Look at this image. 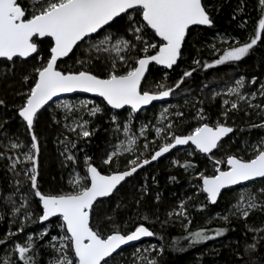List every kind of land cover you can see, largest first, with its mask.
<instances>
[{
	"label": "snow or ice",
	"instance_id": "6c2138e0",
	"mask_svg": "<svg viewBox=\"0 0 264 264\" xmlns=\"http://www.w3.org/2000/svg\"><path fill=\"white\" fill-rule=\"evenodd\" d=\"M258 6L261 13L258 25L247 42L237 40L235 46H230L211 63L201 65L200 60L193 63L207 69L240 61L248 55L264 38V0H258ZM212 10L213 6L207 0H0V58L4 62H11L13 68L17 60L32 58L33 54L40 61L31 74L22 77L27 90L17 93L22 103L16 106V114L30 135V146L20 155L10 156L8 152L19 150L24 145L9 138V143L4 145L5 151H0V158L10 161L8 168L15 185L27 182L33 197L38 198L40 214L32 210V203L26 194H21L19 205L11 196L5 198L6 203L12 205L11 223H17L18 216L23 217V222L17 224L16 232L9 229L0 238V246L12 245L5 251L0 264H41L38 259L41 250L48 253L47 264H113L116 256L123 251L122 246L156 233L146 226L148 215L141 216V222L128 230H122L117 222L115 209L111 215L105 212L101 218L100 210L104 206L102 198H111L119 192L122 182H126L138 169L170 153L177 146L191 144L211 160L212 174L196 172L199 183L193 185L197 189L195 195L205 194L206 200L215 204L222 190L240 186L236 202L227 210L228 214L220 219L230 222V217H242L247 221L254 212L264 213V138L245 144V148L250 149L247 156L225 153L221 158H214V150L219 152L225 149L224 138L234 132V128L227 123L230 112L244 111L248 115L249 110L259 109L257 116L260 122L252 123L249 127L264 129V106L253 103L257 92L243 91V76L235 81L234 86L227 87L226 92L213 93V98L222 94L229 97L222 101L226 106L220 113L222 120H211L203 107L196 106L203 101H197L191 105L195 108L192 119L196 125L190 126L186 134H177V129L185 123V111L170 112L171 105L161 108L158 126L151 125L155 132L153 140L149 141L146 135L151 122L140 126L139 135L130 126L133 113L154 101H165V98L173 96L181 90L186 78L196 71L195 67L185 70L171 85L167 83V73L154 84L146 77L152 64L165 66L166 69H172L177 64L190 28L213 25ZM149 30L151 39L146 38ZM44 39L50 41L46 59L40 55V45ZM83 45H87V58L75 61L80 67L61 70L58 61L69 57V54L75 55L74 50H79ZM251 83H256V77L252 78ZM75 92L96 94L111 109L129 106V122L123 125L117 123V130L123 127L126 141L121 140L103 159L102 163L111 170H102L92 162V157L85 155L84 175L75 172L73 167L74 175L69 180L71 190L45 193L38 185L41 148L34 125L38 113L49 101L60 94ZM258 94L264 97V83L260 84ZM90 103L93 104L91 108L88 107ZM4 104L5 101L0 99V105ZM188 104L186 100L185 105ZM60 106L66 110L77 107L70 102ZM79 108L87 110L91 116L102 111L91 101H81ZM110 119L118 122L117 115H112ZM4 123L0 122V129H3ZM88 124V120L82 123L74 121L72 126L66 127L77 137L88 138L93 135ZM5 136L7 138L6 132ZM140 137H144L142 144L139 143ZM157 140L159 144H156ZM61 144L64 145L61 155L66 162L75 166L77 157L73 150L77 142L65 137ZM151 145H156L154 151ZM227 147L230 148V145ZM125 153L131 154L132 158L127 160L123 170L112 167ZM172 164L185 171H195L197 168L191 160L183 163L173 160ZM18 165L23 166L19 171ZM170 179L175 181L177 178L173 176ZM16 190L19 191V187ZM147 191L146 186L142 187V195ZM155 199L159 201L160 196L156 195ZM191 200L192 197L181 200L178 208L167 215L187 219V225H190L187 205ZM136 204H140L139 199ZM119 207L121 205L118 203ZM204 207V204H200L201 209ZM33 216H36L35 220ZM3 218L4 214L0 213V220ZM52 218L58 221L55 225L59 229L57 235L51 234ZM37 221L43 225L42 230L25 233L26 224ZM187 225L184 227L187 228ZM227 231L226 227L214 230L199 228L189 231L186 239L200 243ZM249 231L256 233L254 242L245 247V252L250 255L258 241L264 240V235H261L264 226L249 228ZM18 233H25L23 242L13 239ZM148 251L150 249H144L145 253ZM163 251V248L159 249V253ZM133 256L136 257L133 264H157L155 259L149 260L139 250Z\"/></svg>",
	"mask_w": 264,
	"mask_h": 264
},
{
	"label": "trees",
	"instance_id": "16d2710c",
	"mask_svg": "<svg viewBox=\"0 0 264 264\" xmlns=\"http://www.w3.org/2000/svg\"><path fill=\"white\" fill-rule=\"evenodd\" d=\"M207 3L213 6L211 12L213 25L191 28L182 48V57L177 64L172 69L161 68L153 64L147 75L150 83L154 84L160 82L164 78V74L167 73V83L171 85L180 78L185 70L196 68L193 75L186 78L181 90L174 94L171 101L168 102L177 103L181 107L180 110L186 113L185 123L177 129V134H186L190 130V126L196 125V121L192 119L195 110L191 106L195 97L203 101L201 106L211 120L216 118L222 120L220 117V113L224 109L222 101L220 98L209 97L210 88L233 81L235 76H244L248 80L256 77L254 86L264 83V38L240 61L228 62L207 69L193 63L194 60H200L202 65L219 58L222 51L219 54H214L211 49L212 38L219 33L236 38L240 43L247 42L254 35L261 14L258 0H207ZM120 23L122 24L123 21ZM146 38L151 39V30H149ZM49 45L48 39H44L40 45V55L45 59L48 56ZM86 47L87 45L81 46L79 50H74L75 55L71 54L60 61V69L79 68L80 65L75 61L87 58ZM39 65L40 61L36 54L26 60L20 58L14 68L11 62L0 60V99L5 101L4 105H0V122H6L3 129H0V151H5L4 145L8 144L7 140L10 137L17 138L25 146L30 144V135L26 131L24 122L16 114V106L22 103L21 97L17 93L27 90V84L22 77L31 74L34 67ZM99 100L104 104L107 111H111V108L103 100ZM186 100L189 101L187 106L185 105ZM165 104H153L144 111L149 113ZM125 110L116 113L122 115ZM254 117L255 114L245 115L244 111L230 112L227 123L234 128V132L223 141L226 146L225 149L219 152L215 151V155L221 152L222 155L235 153L247 156L249 153L244 149L243 142L264 137V129L249 127L252 123L260 122V119L255 120ZM54 119L55 117L46 108L38 114V119L34 125L41 148L38 185L40 190L45 193L71 190L64 180L65 168L54 143L55 138L61 135L63 131L61 130V123ZM107 120L106 115H98L95 119L97 124H93V135L88 138H80L87 155L92 157V162L104 171L109 169L102 163L107 154L110 125ZM228 145L230 148L227 147ZM155 148L156 145L151 146L153 151ZM172 152L170 155L176 153L181 163L185 160H191L197 166L195 171L191 169L185 171L183 168L167 162L166 157L162 158L127 180L120 187L119 192L111 198L104 199V206L100 210L101 218L105 212L111 215L115 209L117 222L121 224L122 230H128L136 223L141 222V216L148 215L149 220L146 222V226L156 233L150 241L157 242L159 249H164L162 253H159L157 249L152 253V259H155L157 264H264V240L258 241L256 249L250 255L245 252L246 244L253 243L256 236V233L249 231V228L264 226V213L254 212L247 221L242 217H230V222L218 218L214 219L215 214L226 212L229 209L234 189L225 191L216 204H210L206 200L205 194L195 195V188L191 186L193 181L199 183L198 179L193 177L196 172L203 169L206 174L213 172L208 167L204 168V164L210 159L199 152H196L194 156L177 150ZM10 153L15 155L14 150ZM124 162L125 160L118 166L121 170L126 165ZM7 164V159L0 158V213L4 214V218L0 220V238H3L10 228L16 232L19 223L18 220L17 223H11L13 218L10 217L12 205L5 201V198L11 196L18 205L17 199L13 197L15 188L19 187V190L28 196L32 203V210L37 215L40 214L38 198L33 197L27 182L20 186L15 185L13 174L9 171ZM173 176L177 178L175 181L170 179ZM144 186L147 187L148 191L142 195L141 189ZM156 195L160 196L159 201L155 199ZM188 197H192L187 205L192 216L190 225L185 224L183 219L167 215L181 200ZM137 199L140 200L139 205L136 204ZM118 203L121 205L119 208H117ZM200 204H204L205 207L201 209ZM32 219L35 220L36 216H33ZM55 219L52 221L55 222ZM207 221L209 223L206 225L205 222ZM184 225H187V228ZM42 226L39 221L27 223L25 233L30 230H38ZM220 227H226L228 231L221 236L200 243H192L186 239L189 231H195L199 228L214 230ZM25 233H18L13 239L23 242ZM211 234L210 231L209 235ZM5 246H0V256L5 251ZM133 248L134 246L125 248L119 256H116L118 258L115 260L116 264L128 262L130 251ZM38 259L41 264H47V251L41 250Z\"/></svg>",
	"mask_w": 264,
	"mask_h": 264
},
{
	"label": "rangeland",
	"instance_id": "374dc122",
	"mask_svg": "<svg viewBox=\"0 0 264 264\" xmlns=\"http://www.w3.org/2000/svg\"><path fill=\"white\" fill-rule=\"evenodd\" d=\"M236 41H237L236 38L228 36V35H226L224 33H219V34H217L216 36H214L212 38L211 49L214 52V54H219L222 51L220 53V55H221L223 53V50L225 51L230 46H235V42ZM240 77L241 76H238V77L235 76L233 81H230V82H228L226 84L217 85V86H214V87L210 88L209 97L213 98V93L214 92H221V93L226 92L227 87L234 86L235 81L238 80ZM251 80H248V79L245 78V88L243 89V91H246V92H249V93L257 92V96L253 100V103L254 104H260V105L264 106V97H261L258 94V89H259L260 85L254 86V84L251 83ZM215 98H220L221 101H223V99H227L229 97H227V96L222 94L220 96H216ZM232 98L234 99V97H232ZM81 101L94 102V104L98 105L102 109V111L97 113L95 116H91L87 110H82V109L79 108V104H80ZM197 101H200V99L195 97L194 101L192 103H196ZM66 102H70V103H72L74 105H77V107L72 108L71 110H66L65 108L60 106L61 104L66 103ZM169 105L172 106L170 108V112H175V111L181 109V107L177 103H166L165 105H160L157 108V110L151 111L149 113H146V111L141 112L139 115L133 113L132 116H131V125H130L131 128H132V131L134 133H136L137 135H139L140 126L142 124H149V122H151L150 127L147 130V132H146V135H147V139L149 141L153 140V138L155 137V132H154V128L151 127V125H157V120H158L161 108L162 107H168ZM196 106L197 107H202L201 104H199V103H197ZM222 106L224 108L226 107L225 105H223V103H222ZM88 107L89 108L93 107V104H91V103L88 104ZM47 110L50 112V114H52L55 117L54 120L56 122L59 121L61 123V130L63 132H62L61 135H59V136H57L55 138V142L54 143H55L56 148L58 149L59 156H60L61 161L63 163V166L65 168L64 180H65L66 184L69 186L70 189H71V186L69 185V180L74 175L73 174V167H75V172H78L81 176L84 175V172L86 170L84 157H85V155H87V153H86V149H85L84 145L80 141V138H82V137H77L76 133L69 132V130L66 127V125L72 126L74 121L82 123L84 120H88L89 121L88 128H89V130L93 131L94 130V125L96 123L95 122L96 117L98 115H101V116L106 115L108 117L107 122L110 124L109 125V129H108L107 154H110L115 149V146L118 145L121 140H125L126 141V137H125L124 132H123V127L121 126V128L119 130H117V123H121V125H123V124L129 122V115L128 114L131 111L130 108L126 109L125 112L122 115H119V114L116 113L117 111H115L113 109H111V111H107L105 109L104 104H102L98 98H93L91 96L75 95V96H71V97H67V98H63V99L55 101L54 103H52L47 108ZM194 110H195V108H194ZM258 111H259V109L249 110V114H251V113L255 114L254 119L258 120V119H260V117L257 116V112ZM112 115H117L118 116V122L114 123L113 121H111L110 118H111ZM65 137H68L70 140L77 142V147H76V149L73 150L74 154L77 157V163L75 164V166H73L71 163L66 162L65 159H64V156L61 155V153L64 152V145L61 144V141H63L64 140L63 138H65ZM10 138L13 141H15V142L22 143V145H24V143L22 141L18 140L17 138H13V137H10ZM260 138H264V137H260ZM260 138H258V139H260ZM258 139H254V140H250V141H248V140L244 141L243 142L244 149H246L245 148V144L246 143H254ZM143 141H144V137H140L139 143L142 144ZM7 142L9 143V139L7 140ZM159 142L160 141L157 140L156 143H159ZM28 146H30V144ZM28 146L24 145L23 148H21L19 150H14L15 151V155H20L21 152L27 151V147ZM142 150L143 149L141 148L140 151H142ZM246 150L250 154V149H246ZM177 151L188 153V155H190V156H194L195 153L198 152V151L195 150V148L193 146H187V147L179 149ZM137 154H139V152ZM8 155L12 156L14 154L8 152ZM222 156L223 155L220 152L219 154L215 155L214 158H221ZM177 157L178 156L176 155V153L175 154H171V155L169 154V155L166 156V161L169 162V163H172L173 160H178ZM131 158H132L131 154L125 153L123 156H121L119 158L118 163L114 164L112 167H118L123 162V160H125L124 163L126 164L127 160L131 159ZM7 161H8L7 165H9L10 161L8 159H7ZM204 165H205V167L203 166L204 168L208 167L210 170L213 171L211 160L207 161V163H205ZM28 166L30 167V165H28ZM21 167H23V166L22 165H18L17 166V168H19V170H20ZM221 167H224V165H222ZM109 170H111V169L109 168L108 171ZM202 171H204V169ZM193 177L196 178V175H194ZM196 184H198V183L193 181L191 183V186L193 187V185H196ZM193 188H195V187H193ZM16 189L17 188H15V190H13V197H15V199H17V202H18V205H19L21 203V199H20L21 194H24V193H22L21 190L17 191ZM232 189H234V191H233L234 193L232 194V196H233L232 198L233 199L231 201L229 209L236 202V200L238 198V194L240 192V186L232 188ZM196 191H197V189L195 188V192ZM179 204H180V202L178 203V205L174 209L178 208ZM226 214H228V212L224 211L222 213L215 214L213 216V218L214 219H217V218L220 219V217H222L223 215H226ZM10 217L12 218V213H11ZM188 219H190L192 221V216L189 213V211H188ZM183 220H184L185 224H187V219H183ZM220 220H222V219H220ZM18 222L19 223L23 222V217L22 216H18ZM57 223H58L57 220L55 222L52 221V231H51L52 235H57L58 232H59V229L55 227V225ZM205 223L207 225L209 223V221H207ZM42 228H43V226L40 229H38V230H30L27 233L30 234L32 232H39V231L42 230ZM11 247H12V245L9 243L8 245L5 246V251H8ZM146 248L150 249V251L145 253L144 249H146ZM152 248H154L155 250L156 249L159 250V246H158L157 242H155V241H146L144 243H141V244H138V245L134 246V248L130 251L128 262H125L124 264H133V260L136 259V257L133 256V253L136 252L137 250H139L142 254L146 255L149 260H151L152 259V253L154 252V251H151ZM5 251H3V252L5 253ZM3 252L1 253L0 259H2L3 256H4ZM13 258H16V257H13ZM116 259H118V258H116ZM113 264H116V261H114ZM137 264H139V262H137Z\"/></svg>",
	"mask_w": 264,
	"mask_h": 264
},
{
	"label": "water",
	"instance_id": "95a60500",
	"mask_svg": "<svg viewBox=\"0 0 264 264\" xmlns=\"http://www.w3.org/2000/svg\"><path fill=\"white\" fill-rule=\"evenodd\" d=\"M198 26H200V27H209V26H206V25H198ZM193 27H196V26H192L191 28H193ZM191 28H190V29H191ZM34 55H35V54H33V56H34ZM70 55H71V54H69V56H70ZM65 58H67V57H65ZM65 58H62L60 61L64 60ZM1 59H3V58H0V60H1ZM21 59L26 60L25 58H21ZM27 59H29V58H27ZM60 61H58V65H59V62H60ZM152 65H153V64H152ZM156 66H159V67H161V68H165V66H162V65H156ZM174 66H175V65H174ZM174 66H173V67H174ZM150 67H151V65L149 66V69H150ZM165 69H166V68H165ZM148 73H149V71H148ZM148 73H146V77H147ZM75 95L91 96V97H93V98H98V99L103 100V98H101V97H99L98 95L93 94V93H84V92L63 93V94H60V95L57 96V97H54L52 101H49L48 105H46L44 109L48 108L52 103H54V102L57 101V100H60V99H63V98H67V97H71V96H75ZM171 99H172V96H171V97H168V98H165V101H154L151 105L144 106V108H142L140 111L136 112L135 114H138V113L143 112V111L146 110L147 108L151 107L153 104H164V103H168V102L171 101ZM104 102H105V101H104ZM105 103H106V102H105ZM107 106H108V105H107ZM108 107H110V106H108ZM110 108H111V107H110ZM128 108H129V106H125L124 109H128ZM44 109H42V110H44ZM124 109H113V110H115V111H122V110H124ZM42 110H41V111H42ZM41 111H40V112H41ZM38 114H39V113H38ZM231 134H232V133H230L227 137H225L224 140L227 139ZM224 140H223V141H224ZM189 145H191V144H189ZM189 145L177 146V148H176V149H173V150H179V149L185 148V147H187V146H189ZM191 146H193V145H191ZM193 147H194V146H193ZM173 150H172V151H173ZM172 151H171V152H172ZM215 151H216V150H214V152H215ZM171 152H170V153H171ZM170 153L165 154V155H164L163 157H161V158L166 157V156L169 155ZM201 154H202V153H201ZM203 155H205V154H203ZM161 158H159V159L156 160V161H152L149 165L158 162ZM149 165H145L142 169H138L137 173L140 172V171H142L143 169L147 168ZM135 174H136V173H135ZM135 174H133L132 177H134ZM132 177L127 178L126 181L129 180V179H131ZM124 183H125V182H122V185H123ZM118 187H120V186H118ZM235 187H238V186H232V188H235ZM232 188H231V189H232ZM228 190H229V189H228ZM225 191H227V190H222V194H223ZM114 194H115V193H114ZM114 194H113V195H114ZM222 194H221V195H222ZM113 195H112V196H113ZM220 198H221V197H220ZM220 198H218V201H219ZM102 199H106V198H102ZM218 201H217V202H218ZM217 202H216V203H217ZM216 203H215V204H216ZM210 204H212V203H210ZM54 219H55V218H52V220H54ZM45 223H47V222H45ZM150 230H151V229H150ZM153 238H154V236H152V237H143V238H141V239L138 240V241H133V242H130L128 245L122 246V248H123V250H124L125 248L131 247V246H136V245L141 244V243L146 242V241H150V240H152Z\"/></svg>",
	"mask_w": 264,
	"mask_h": 264
},
{
	"label": "flooded vegetation",
	"instance_id": "af4514ba",
	"mask_svg": "<svg viewBox=\"0 0 264 264\" xmlns=\"http://www.w3.org/2000/svg\"><path fill=\"white\" fill-rule=\"evenodd\" d=\"M1 60H3V59H1ZM24 60V59H23ZM165 158V157H164ZM162 159V158H161Z\"/></svg>",
	"mask_w": 264,
	"mask_h": 264
}]
</instances>
